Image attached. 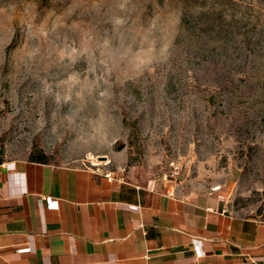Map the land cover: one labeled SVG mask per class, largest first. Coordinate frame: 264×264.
<instances>
[{
    "label": "rangeland",
    "instance_id": "rangeland-1",
    "mask_svg": "<svg viewBox=\"0 0 264 264\" xmlns=\"http://www.w3.org/2000/svg\"><path fill=\"white\" fill-rule=\"evenodd\" d=\"M42 153L263 213L264 0H0V162Z\"/></svg>",
    "mask_w": 264,
    "mask_h": 264
},
{
    "label": "crops",
    "instance_id": "crops-1",
    "mask_svg": "<svg viewBox=\"0 0 264 264\" xmlns=\"http://www.w3.org/2000/svg\"><path fill=\"white\" fill-rule=\"evenodd\" d=\"M106 174L1 162L0 264H264V212L236 213L222 188L185 192Z\"/></svg>",
    "mask_w": 264,
    "mask_h": 264
},
{
    "label": "built area",
    "instance_id": "built-area-1",
    "mask_svg": "<svg viewBox=\"0 0 264 264\" xmlns=\"http://www.w3.org/2000/svg\"><path fill=\"white\" fill-rule=\"evenodd\" d=\"M106 176L108 177V178H111L112 177V175L111 174H106ZM220 189V187L218 186V187H213L212 188V190L213 191H217V190H219ZM46 202H47V208L49 209V210H56L57 208H58V205H57V202L55 201V200H53L52 198H48L47 200H46ZM201 241H199V240H195L194 241V245H195V247L198 249L197 251H198V253H199V255H202V251L200 250V248H201ZM32 250V247H25V248H23V249H20V252H22V253H26V252H30Z\"/></svg>",
    "mask_w": 264,
    "mask_h": 264
},
{
    "label": "trees",
    "instance_id": "trees-1",
    "mask_svg": "<svg viewBox=\"0 0 264 264\" xmlns=\"http://www.w3.org/2000/svg\"><path fill=\"white\" fill-rule=\"evenodd\" d=\"M45 156H46V154H45V153H42L40 158H38L37 160H33V161H37V162H46V161H45ZM0 163H1V162H0Z\"/></svg>",
    "mask_w": 264,
    "mask_h": 264
},
{
    "label": "water",
    "instance_id": "water-1",
    "mask_svg": "<svg viewBox=\"0 0 264 264\" xmlns=\"http://www.w3.org/2000/svg\"><path fill=\"white\" fill-rule=\"evenodd\" d=\"M105 159V158H104Z\"/></svg>",
    "mask_w": 264,
    "mask_h": 264
}]
</instances>
